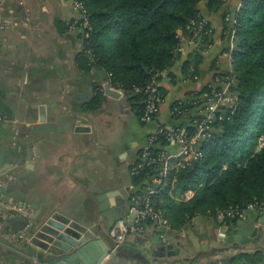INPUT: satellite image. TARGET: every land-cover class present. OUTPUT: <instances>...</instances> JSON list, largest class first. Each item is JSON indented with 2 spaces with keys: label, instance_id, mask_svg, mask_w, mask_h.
Listing matches in <instances>:
<instances>
[{
  "label": "crops",
  "instance_id": "obj_1",
  "mask_svg": "<svg viewBox=\"0 0 264 264\" xmlns=\"http://www.w3.org/2000/svg\"><path fill=\"white\" fill-rule=\"evenodd\" d=\"M230 2L216 11L199 2L208 24L202 48L179 29L182 49L159 82L160 110L143 122L131 92L80 60L86 34L74 0H0V264H55L65 246L74 248L66 238L105 242L115 220L135 216L131 165L140 149L160 126L197 140L195 116L205 107L182 104L207 86L223 88L233 72ZM263 215L199 214L167 241L151 226L128 235L130 254L112 250L99 264H264ZM248 220L258 234L230 240Z\"/></svg>",
  "mask_w": 264,
  "mask_h": 264
},
{
  "label": "trees",
  "instance_id": "obj_2",
  "mask_svg": "<svg viewBox=\"0 0 264 264\" xmlns=\"http://www.w3.org/2000/svg\"><path fill=\"white\" fill-rule=\"evenodd\" d=\"M80 1L91 26L89 34L85 33L80 60L103 66L113 81L131 92L138 101L139 115L145 107L144 89L152 82L157 84L160 103L166 91L159 82L175 60L181 43L179 29L190 35L204 20L201 0ZM225 1L208 3L216 11ZM235 19L230 91L236 95V104L224 107L223 117L213 118L210 135L199 139L197 146L203 156L171 169L165 186L152 197L153 203L165 210L173 229L190 225L199 214L215 215L230 205L264 199V145L256 149L260 134H264V0H241ZM205 40L203 32L201 48ZM211 89L207 86L196 96ZM182 105L195 107L199 102L195 99ZM199 117L201 114L195 119ZM167 143L166 133L160 132L149 150L158 155ZM157 171V166H145L131 173L135 192H145ZM189 189L194 191L190 198H176L180 194L183 198Z\"/></svg>",
  "mask_w": 264,
  "mask_h": 264
},
{
  "label": "built area",
  "instance_id": "obj_3",
  "mask_svg": "<svg viewBox=\"0 0 264 264\" xmlns=\"http://www.w3.org/2000/svg\"><path fill=\"white\" fill-rule=\"evenodd\" d=\"M74 1L81 11L79 26L84 28L85 33L88 35L89 30H87V28L91 26L84 5L80 0ZM77 23L78 20H75L72 26L75 27ZM203 32H207L204 20L198 22L192 34L186 36V41L190 45H202ZM178 49H182L181 43ZM227 79V83L223 88H212L209 92L196 96L199 106L205 107L201 108L199 113L201 117L195 119L197 140H193L186 131L178 127L160 126L159 129L150 136V145L141 148L143 150L139 154L137 160L131 165V173H137L145 166H157L158 171L152 179V184L147 187L145 192H134L131 195L129 209L136 211L135 216L130 217V215H125L115 220L111 225L110 235L114 237L118 243H123L132 232L141 234L148 232L151 226L162 233L164 240H167V232L171 229V223L165 214V210L155 205L152 197L165 186L171 169L192 164V162H195L198 158L203 156V150L197 146L199 139L206 138L210 135L212 120L217 116L219 118L223 117L224 107L232 108L235 106L236 95L230 91V85L233 81L232 74L228 75ZM156 85V83L154 84L152 82L144 89L147 95L143 100L145 104L144 111L140 115V119L143 122L154 118L160 110ZM135 88L136 90H141L139 87ZM160 132L166 133L168 143L164 150L158 155H155L149 150V147L154 144ZM263 145L264 134H260L256 149H260ZM173 146H176V148ZM191 192L192 189L187 190L184 193V197H190ZM252 211L263 214L264 199H255L244 206L230 205L224 209L217 210L216 215L220 218L247 220ZM195 217L196 216L191 219V223L194 222ZM43 264L49 263L45 261Z\"/></svg>",
  "mask_w": 264,
  "mask_h": 264
},
{
  "label": "water",
  "instance_id": "obj_4",
  "mask_svg": "<svg viewBox=\"0 0 264 264\" xmlns=\"http://www.w3.org/2000/svg\"><path fill=\"white\" fill-rule=\"evenodd\" d=\"M260 220L264 222V215ZM250 229L253 232L252 235L258 234L259 228L255 226L254 220L237 223L230 240H240L242 242L250 240L251 236L247 235ZM104 238L105 242L96 238L87 242L84 241L85 243L78 242L76 239L70 238L69 240V238H66L70 244H73L74 248H70L71 245L65 246V251L61 253L64 257L58 259L55 264H99L112 250L124 251L130 254L129 248L124 243H118L110 234L104 233Z\"/></svg>",
  "mask_w": 264,
  "mask_h": 264
},
{
  "label": "rangeland",
  "instance_id": "obj_5",
  "mask_svg": "<svg viewBox=\"0 0 264 264\" xmlns=\"http://www.w3.org/2000/svg\"><path fill=\"white\" fill-rule=\"evenodd\" d=\"M227 1V0H226ZM225 1V2H226ZM231 2L229 3L230 4V10H231V14L230 13H227V15H226V19H229V20H231V23H232V21H233V28H234V23H235V12L238 10V8L240 7V4H241V0H230ZM237 2L238 3V7L236 6V8L234 9V7H233V3L234 2ZM224 2V3H225ZM223 3V4H224ZM208 33V29H207V32H206V34ZM234 35H235V30H234ZM228 75H231L230 73L228 74ZM227 75V76H228ZM228 80V79H227ZM227 82V81H226ZM173 228H171V229H169V231L167 232V235L169 236V232H170V230H172ZM168 236H167V240H168ZM167 240H165V241H167Z\"/></svg>",
  "mask_w": 264,
  "mask_h": 264
}]
</instances>
